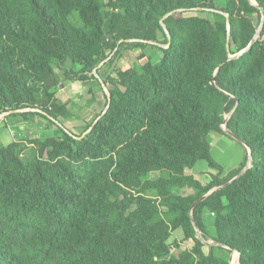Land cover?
<instances>
[{"label": "trees", "instance_id": "16d2710c", "mask_svg": "<svg viewBox=\"0 0 264 264\" xmlns=\"http://www.w3.org/2000/svg\"><path fill=\"white\" fill-rule=\"evenodd\" d=\"M223 2L0 0L2 121L51 125L0 143V264H229L215 248L264 264V13L251 47L225 61L249 44L261 13L249 0ZM136 48L135 64L112 68ZM95 72L109 106L102 113L105 93L74 134L58 120L72 114L57 73L72 83ZM229 112L251 158L225 184L246 159L224 173L207 136H229ZM198 160L216 172H191Z\"/></svg>", "mask_w": 264, "mask_h": 264}, {"label": "rangeland", "instance_id": "374dc122", "mask_svg": "<svg viewBox=\"0 0 264 264\" xmlns=\"http://www.w3.org/2000/svg\"><path fill=\"white\" fill-rule=\"evenodd\" d=\"M216 6H221L224 4L223 0H214ZM196 11H201V9H194ZM207 11V10H206ZM186 14H194V12L186 13ZM140 50L136 49H123L120 51V54L116 58L117 61L114 63L112 68H116L119 66L133 65L137 62L136 57L139 54ZM147 52L150 53L154 58L158 57L160 51L155 49H147ZM60 81L63 85H59L56 87V94L59 103H66L71 112V117L69 118H58V120L62 123L64 128L68 131L79 134L84 131L85 126L92 122L95 118V114L103 108L104 103V94L105 90H108L106 86H102L100 81L91 80L86 82H72L68 80H64L61 78L60 74L57 73ZM64 81V82H63ZM93 94V95H92ZM227 115V114H226ZM4 113L0 115V121L3 122L0 125V143L6 144L12 139L20 137V135H24L27 132L28 138H32L38 133H44L45 131L50 132L49 123L46 120L35 116L31 121L19 122V119H8L6 122L2 121ZM18 122L20 123L18 126ZM51 126V125H49ZM15 133V134H14ZM210 140V154L211 157L223 167V172H227L228 169L237 166L243 160L244 157V145H242L237 140L223 134L210 133L207 136ZM246 149V148H245ZM191 172H200V171H210L215 173L216 170L208 166L205 160H198L190 170ZM162 174H164L162 172ZM159 172H152L147 175V177L155 178L159 176ZM184 191L190 192L189 189H185ZM183 189L179 191L180 194L184 193ZM210 219L207 220L208 225L212 224ZM173 237L177 240H180L182 237L181 231L176 230ZM211 243H214L212 240H208ZM216 256L225 258L229 261L231 259V253L227 256L226 253H222L221 250L215 248L213 250ZM234 250L232 254L237 255V260L239 253Z\"/></svg>", "mask_w": 264, "mask_h": 264}, {"label": "water", "instance_id": "95a60500", "mask_svg": "<svg viewBox=\"0 0 264 264\" xmlns=\"http://www.w3.org/2000/svg\"><path fill=\"white\" fill-rule=\"evenodd\" d=\"M252 4H254L255 6H257L258 8H259V10H260V13H261V18H260V22H259V24H258V26H257V28H256V31H255V33H254V35H253V37H252V39H251V41L249 42V44L244 48V49H242V50H240L239 52H236V53H229L228 54V56H227V58L225 59V61H227V60H229V59H232V58H237V57H239L243 52H245L247 49H249L250 47H251V45L253 44V42L256 40V38H257V36H258V34H259V32H260V30H261V27H262V24H263V13H264V9L261 7V6H258V4L254 1V0H249ZM194 9H202V8H200V7H196V8H194ZM205 10H217V11H219V12H224V11H222V10H219V9H217V8H205ZM225 15L227 16V13H225ZM166 16V15H165ZM164 16V17H165ZM161 25H162V27H163V29H164V31L166 32V34H167V36H169V32H168V30H167V28H166V26L164 25V23L162 22V20H161ZM156 44H158V45H161V46H164L163 44H161V43H156ZM102 64V63H101ZM100 64V65H101ZM95 76L98 78V80L100 81V83L102 84V86H106L105 85V83L102 81V79L99 77V75L95 72ZM213 79H212V83H213ZM106 91V95H107V97H108V99H107V101H108V103H107V105L105 106V108L103 109V111H102V113L103 112H105V110L107 109V107L109 106V92H108V90H105ZM25 109H22V110H20V111H24ZM6 113H4V115H5ZM229 116H230V112L224 117V119H223V122H222V124H221V127H222V130L226 133V134H228L229 136H231L232 138H234V139H238V137L235 135V133L229 128V127H227V125H226V122H227V119L229 118ZM99 117H97L96 119H95V121L98 119ZM94 121V122H95ZM245 145V144H244ZM246 146V145H245ZM247 147V146H246ZM247 150H248V158H247V161H246V164H245V166L243 167V169L237 174V175H235L232 179H230L228 182H226L225 184H228V183H230L232 180H234V179H236L237 177H239L243 172H245V170H247L248 168H249V164H250V158H251V152H250V149L247 147ZM224 184V185H225ZM217 188H219V187H217ZM216 189V188H215ZM211 192V191H210ZM210 192H208V193H206V194H204L202 197H200L197 201H200V200H202L203 198H205ZM193 204H195V203H193ZM192 222H193V224H194V221L192 220ZM194 226H195V229H196V231H197V235H198V237L201 239V241L202 242H204V243H207V244H217V243H211V242H209V241H207V240H205V239H203L202 237H201V234H200V231L198 230V228L196 227V225L194 224ZM218 244H220V243H218ZM222 245V244H221ZM223 247H227V246H225V245H222ZM233 251L234 250H231V255L230 256H232V253H233ZM238 253V252H237ZM229 264H231L230 263V259H229Z\"/></svg>", "mask_w": 264, "mask_h": 264}, {"label": "crops", "instance_id": "0c3cea01", "mask_svg": "<svg viewBox=\"0 0 264 264\" xmlns=\"http://www.w3.org/2000/svg\"><path fill=\"white\" fill-rule=\"evenodd\" d=\"M103 107H104V103H103ZM20 124V123H19ZM210 133H213V134H217L218 132H210ZM209 133V134H210ZM25 134V133H24ZM209 134H208V136H209ZM208 138V137H207ZM208 141H209V144H210V140L208 139ZM243 145V144H242ZM210 146H211V144H210ZM244 147H245V145H244ZM246 148V147H245ZM244 148V151H245V153H244V157H243V160L242 161H244L245 159H246V161H247V158H248V150H247V148L245 149ZM239 164V163H238ZM237 164V165H238ZM245 164H246V162H245ZM236 166H234L233 168H235ZM233 168H230V169H233ZM230 169H228V171L230 170Z\"/></svg>", "mask_w": 264, "mask_h": 264}, {"label": "bare ground", "instance_id": "6f19581e", "mask_svg": "<svg viewBox=\"0 0 264 264\" xmlns=\"http://www.w3.org/2000/svg\"><path fill=\"white\" fill-rule=\"evenodd\" d=\"M232 261H233V263H232ZM232 261L230 260L231 264H238L237 255L235 253H234Z\"/></svg>", "mask_w": 264, "mask_h": 264}, {"label": "clouds", "instance_id": "9594fccd", "mask_svg": "<svg viewBox=\"0 0 264 264\" xmlns=\"http://www.w3.org/2000/svg\"><path fill=\"white\" fill-rule=\"evenodd\" d=\"M104 108H105V107H104ZM225 116H226V115H225ZM225 116H224V117H225ZM245 147H246V146H245ZM246 148H247V147H246ZM249 165H250V164H249Z\"/></svg>", "mask_w": 264, "mask_h": 264}]
</instances>
